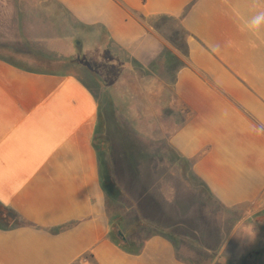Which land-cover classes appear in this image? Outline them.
I'll list each match as a JSON object with an SVG mask.
<instances>
[{
	"label": "crops",
	"instance_id": "0c3cea01",
	"mask_svg": "<svg viewBox=\"0 0 264 264\" xmlns=\"http://www.w3.org/2000/svg\"><path fill=\"white\" fill-rule=\"evenodd\" d=\"M259 11L264 0H0V264H222L168 226L133 253L110 239L96 133L126 102L163 112L178 121L168 150L210 198L260 214Z\"/></svg>",
	"mask_w": 264,
	"mask_h": 264
},
{
	"label": "rangeland",
	"instance_id": "374dc122",
	"mask_svg": "<svg viewBox=\"0 0 264 264\" xmlns=\"http://www.w3.org/2000/svg\"><path fill=\"white\" fill-rule=\"evenodd\" d=\"M125 106L132 110L102 129L104 162L120 192L107 203L113 231L119 225L126 245L137 247L138 240L157 231L156 226H168L172 232L166 234L177 235L181 229L182 239L207 251L211 260L220 253L216 260L222 264H264V211L229 213L221 208L166 146L165 134L178 121L167 123L163 112L159 119L145 117L133 103ZM252 223L256 226H243Z\"/></svg>",
	"mask_w": 264,
	"mask_h": 264
},
{
	"label": "trees",
	"instance_id": "16d2710c",
	"mask_svg": "<svg viewBox=\"0 0 264 264\" xmlns=\"http://www.w3.org/2000/svg\"><path fill=\"white\" fill-rule=\"evenodd\" d=\"M103 122L104 119L101 121L100 118V122L98 124V131L96 133L98 135V140H96V148L99 150V152L101 151L99 154L100 160H102L100 163V171H101V179H102L101 184L108 203L116 199L117 195H119L120 192L118 190L119 188L113 182L114 180H112V176L111 173L109 172V168H107L106 166V162L103 161L104 160L103 155H105V151L101 150V146L104 145V143L102 137H99V134H102V129H103L102 125L104 124ZM115 228L117 231H113L114 228H112V230L110 231V239L114 240V242L118 245L122 243V245L119 246L127 253L137 252L138 250L137 247L126 245V240H125L126 238L122 233L121 227L117 225Z\"/></svg>",
	"mask_w": 264,
	"mask_h": 264
},
{
	"label": "clouds",
	"instance_id": "9594fccd",
	"mask_svg": "<svg viewBox=\"0 0 264 264\" xmlns=\"http://www.w3.org/2000/svg\"><path fill=\"white\" fill-rule=\"evenodd\" d=\"M262 29H264V11H259L251 17L249 30L257 35Z\"/></svg>",
	"mask_w": 264,
	"mask_h": 264
},
{
	"label": "flooded vegetation",
	"instance_id": "af4514ba",
	"mask_svg": "<svg viewBox=\"0 0 264 264\" xmlns=\"http://www.w3.org/2000/svg\"><path fill=\"white\" fill-rule=\"evenodd\" d=\"M99 137H102L103 138V134H99Z\"/></svg>",
	"mask_w": 264,
	"mask_h": 264
}]
</instances>
